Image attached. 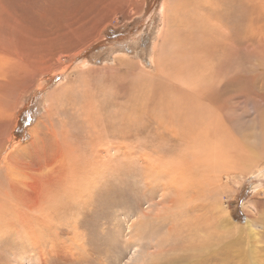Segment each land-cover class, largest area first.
<instances>
[{"label": "rangeland", "instance_id": "374dc122", "mask_svg": "<svg viewBox=\"0 0 264 264\" xmlns=\"http://www.w3.org/2000/svg\"><path fill=\"white\" fill-rule=\"evenodd\" d=\"M114 1L0 0V81H11L12 69L21 67L16 45L35 59L47 52L62 58L41 90L26 93L15 148L31 140L49 111V134L72 130L80 160L97 168L96 194L83 197L82 226L49 237V264H264V165L262 175L249 176L241 164L247 158H240L254 127L264 136V0H168L165 25L163 0ZM121 51L133 63L116 62ZM151 54L162 56L168 74L210 70L220 80L214 105L166 83ZM55 90L60 100L51 110L46 96ZM16 100L4 98L2 112L10 114ZM74 104L97 114L83 123ZM91 119L102 120L99 129L88 125ZM99 139L98 146L117 147L91 161L90 143ZM153 162L161 165L155 179ZM179 173L194 190L184 193ZM2 256V264H26Z\"/></svg>", "mask_w": 264, "mask_h": 264}, {"label": "bare ground", "instance_id": "6f19581e", "mask_svg": "<svg viewBox=\"0 0 264 264\" xmlns=\"http://www.w3.org/2000/svg\"><path fill=\"white\" fill-rule=\"evenodd\" d=\"M120 1L122 4V0H120ZM136 1H137V3H139L138 5L141 6L142 0L141 1L136 0ZM98 3H99V0H98ZM104 3H106V2H104ZM111 3H113V2H111ZM168 3H169L168 0H163L162 5H161V9H160L164 25L167 23V19H168V16L170 14V10L168 9L169 7H167ZM126 4H127V2H126ZM116 6H118V5H116ZM111 7H113V6H111ZM105 8H106V6H105ZM170 9H171V7H170ZM105 10H107V9H105ZM171 11H172V9H171ZM97 15H99V14H97ZM262 17H264V16L262 15ZM90 19L92 20V18H90ZM4 24L6 25V23H4ZM19 28H21V27H19ZM223 29H221V30H223ZM162 30L158 31L157 40L154 42L153 47H155V50H157V47L159 46L160 40L163 39ZM72 31H75V29ZM72 31L69 30L70 33H72ZM19 32H20V30H19ZM76 33H78V31H76ZM17 34H18V32H17ZM20 34H22V33L20 32ZM26 36H28V35H26ZM74 38H76V37H74V35H73V39ZM97 38H98V36H97ZM166 39H168V37H166ZM75 40H77V39H75ZM75 40H73V42ZM169 40H170V38H169ZM0 41H2V40H0ZM26 41H28V40H26ZM89 42H91V41H88V43ZM16 43H18V42H16ZM5 44H4V48L5 47L7 48V46H5ZM232 44H233V42H232ZM213 45H214V43H213ZM10 46H12V43ZM16 46H15V48H18V47H19V49L22 48L21 44H20V46H17V47ZM24 46H23V48H24ZM226 46H228V45H226ZM1 48H3V46ZM28 48H31V47H28ZM228 48H230V46ZM19 49H15L13 56L16 59V61L20 63L21 67L12 69V77L10 76L11 81H8V80L7 81H0V87H2V88H0V105H1V102L3 101L4 98L6 100H8V97H11L12 95H16L18 97V100H16L15 108L10 114H8V115L4 114L2 112L3 108L0 107V255H1L0 256L1 257L0 258V264H2L3 261L5 260V257L2 255L10 256L8 260L12 259L11 261L15 260V262H17V263L24 261L26 264H32L31 261L33 259H35L36 264H38V263L39 264H49V255H51V253H49V237L52 236L53 234H58L59 231H61L63 233H69L70 231H72L73 233L79 232L78 230H80V227L82 226V222H79L78 220L82 219L83 209L88 204V202L86 200H83V197L93 198V194H96V191H93V190H94V188L96 189V185H97L96 179H95V177L97 175V168H96L95 164H91V162L90 163L89 162H83L80 160V157H81L80 147L73 143L74 135L72 133V130L66 129V130H63V131L58 132V133L54 132L55 131L54 130L53 134L51 132L49 134V111L47 113L45 121L43 123L39 124L38 126H36L35 128H32L31 140L26 141L24 143L25 145L19 146L18 148H15V145L17 142L15 139V133L13 131V128L19 122V119H20L19 111L25 105V101H24L25 95H27L31 92H35V91H37V89L41 90L44 86V85L42 86V83H45L47 81V79L49 77V73L54 72V70L60 66L59 62L62 60V58L59 55L56 58L57 61H54L55 57L51 56V55L49 56V52L44 53V54L40 55V57L38 59H35V56L30 54L31 51L26 53V52H24L25 50L22 51ZM225 49H227V48H225ZM232 49H233V47H232ZM11 51H12V48H11ZM13 51H14V49H13ZM37 51H39V50H37ZM5 54H7V53H5ZM38 54H39V52H38ZM74 55H75V53H74ZM78 55H80V54H78ZM78 55H76V56L78 57ZM5 56H8V55H4V58H5ZM150 57H151V62H152L154 69L157 70L159 75L162 76V79H164V81L166 83L179 86L184 92L188 93L191 97H193L195 99H199L198 96L203 94V96H206V100H205L206 105L209 107H212L210 104L214 105V103H213L214 93L218 91L217 89H214V88H215V86L216 87L220 86V80H218L217 78L215 79V77H211V75L209 74L210 70L206 71L205 67L202 68L203 63L201 65H199V67L202 68L205 72H203L202 70H198V72H197L195 69L197 67L194 68L193 66H190L189 68L192 70V72L178 73V74L176 73L177 74L176 75V74H168L170 72V70H168L166 63L162 59V56L160 57L159 60H157L158 58L155 59V56L153 54H151ZM200 57H202V56H200ZM227 57H228V55H227ZM115 59L117 62L118 60H123V59L124 60H130L131 58L127 54H125L124 52L121 51V52L117 53ZM223 59H225V58H223ZM52 60L54 61V68L49 69L48 65L50 64V62ZM198 60H199V58H198ZM231 60H230V62H231ZM208 61H209V59H208ZM131 62L133 63V61H131ZM195 62H197V61H195ZM118 63H120V62L118 61ZM209 66H210V64H209ZM16 67H18V65ZM170 73H172V72H170ZM78 74L80 75L82 73H78ZM161 76H160V79H161ZM94 82H95V80H94ZM67 84H65V85H67ZM211 84H213V85L211 86ZM84 85H85V83H84ZM206 88L210 89V90L207 91ZM212 88L214 89V91ZM88 89H90V88H88ZM92 90H96V88L95 89L93 88ZM56 92H58V91L57 90L52 91L51 93H48L46 96V97H48L47 101L50 105L51 110L55 107V103H57L60 100V98L58 97L59 93H56ZM61 92H63L64 97H66L65 92L67 93L68 91L64 90V88H63V91H61ZM93 93H95V92H93ZM116 99H115V101H116ZM75 100H78V98H75ZM91 100L95 101L94 98H92ZM107 100H108V98H107ZM211 101H212V103H211ZM90 102H92V101H90ZM116 103H117V101H116ZM122 103H124V102H122ZM75 105H77V104H74L73 108H74L75 113L78 114V116H76V118L79 119V117H80L82 119L83 123L87 122L88 117L92 113H94L95 115L97 114L96 111H92V110H88V111L83 112V109H81V111H80V108L75 107ZM119 106H121V105H119ZM7 109H9V108L5 107L4 110H7ZM119 112H118V114H116L115 112H113V113H115L116 115H119ZM111 115H113V114H111ZM108 116H110V115H108ZM109 120H111V119H109ZM100 121H102V120L98 119L96 121L94 119H91L88 121V125L93 129H99L100 128ZM260 121H262V120H260ZM105 122H106V120H105ZM110 123L112 124V122H110ZM104 124H106V123H104ZM236 124L239 126L238 127V129H239L240 124H238L237 122H236ZM65 126H66V122L64 123V127ZM81 126H82L81 129H83L84 124H81ZM262 127H263V124H262ZM262 127L260 129H262ZM106 128H108V127H106ZM71 129L77 130V129H80V127H73ZM262 130H264V129H262ZM252 132H253L251 134L252 138L250 137L251 139L248 138L246 140L247 147L244 150L243 154L240 156V158H244V157L247 158L246 162H248V163H241V164H243L242 168L245 171L247 170V172H248L247 175H249V176L256 175L258 172H259L258 174H261L260 168L263 167V165H264V136L261 135L262 133H260L258 131L257 127H254ZM51 134H52V137H50V138L53 139L52 143H50V146L52 148V152L49 154V135H51ZM210 135H211V133H210ZM207 138H208V136H207ZM100 141L103 142V139L95 140V141L90 143V149H91L92 155H93L91 161L95 158L100 159L102 152L107 151L109 149H114L117 147V146L115 147L112 142H106V143H102V144L100 143V145L98 146V143ZM102 145L106 146L105 149L102 147ZM126 156H127V154H126ZM239 166H241V165H239ZM160 167H161V165H160V163L158 164V162L157 163L153 162L152 166L148 167V168L152 169V171L155 175V176L153 175V179H155L156 177L159 176L158 170ZM156 172L158 174H156ZM177 173L175 174V177H176ZM171 175L172 174H170V176ZM43 180H44V182H43ZM186 180L187 179H185L184 173L183 174L179 173L178 181H181V184L184 185V190H183L184 193H187L188 191L187 192H185V191L190 189V188H191V190H194V188H195L190 182H187ZM173 184H174V181H173ZM192 192H194V191H192ZM191 199H194V198H191ZM179 200H181V199H179ZM194 202H195V200H194ZM61 215H67V216H61ZM192 223H194V222H191V224ZM249 226H250V224H249ZM251 231L255 235V230L252 229ZM203 238H204V240H206L208 238V235H205ZM59 255H61L60 252H59Z\"/></svg>", "mask_w": 264, "mask_h": 264}]
</instances>
